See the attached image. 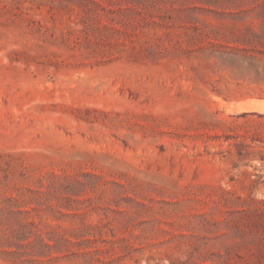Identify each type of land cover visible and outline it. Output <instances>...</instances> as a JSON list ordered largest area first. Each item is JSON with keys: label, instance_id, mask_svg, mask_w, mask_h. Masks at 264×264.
Returning <instances> with one entry per match:
<instances>
[{"label": "rangeland", "instance_id": "374dc122", "mask_svg": "<svg viewBox=\"0 0 264 264\" xmlns=\"http://www.w3.org/2000/svg\"><path fill=\"white\" fill-rule=\"evenodd\" d=\"M256 99L264 0H0V264H264Z\"/></svg>", "mask_w": 264, "mask_h": 264}, {"label": "bare ground", "instance_id": "6f19581e", "mask_svg": "<svg viewBox=\"0 0 264 264\" xmlns=\"http://www.w3.org/2000/svg\"><path fill=\"white\" fill-rule=\"evenodd\" d=\"M252 101H253V100H251V102H252ZM251 102H248V103H251ZM252 104H253V105H252ZM252 104H251V105L253 106V108H254V109H257V108H259V107L261 106V104H264V100H260V99L257 100V99H256V100H254V101L252 102ZM257 104H260V105H259V107L255 108L256 106H258ZM254 105H255V107H254ZM252 106L250 107V109L252 108ZM247 107H248V106H247ZM261 107L264 109L263 105H262ZM261 107H260V108H261ZM253 108H252V109H253ZM260 108H259V109H260ZM259 109H258V110H259ZM261 110H262V109H261Z\"/></svg>", "mask_w": 264, "mask_h": 264}]
</instances>
